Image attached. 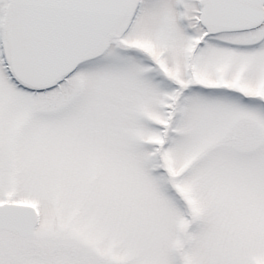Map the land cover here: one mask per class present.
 I'll return each instance as SVG.
<instances>
[{"label":"snow or ice","instance_id":"6c2138e0","mask_svg":"<svg viewBox=\"0 0 264 264\" xmlns=\"http://www.w3.org/2000/svg\"><path fill=\"white\" fill-rule=\"evenodd\" d=\"M0 264H264V0H0Z\"/></svg>","mask_w":264,"mask_h":264}]
</instances>
